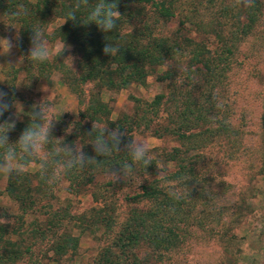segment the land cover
<instances>
[{
    "label": "trees",
    "instance_id": "16d2710c",
    "mask_svg": "<svg viewBox=\"0 0 264 264\" xmlns=\"http://www.w3.org/2000/svg\"><path fill=\"white\" fill-rule=\"evenodd\" d=\"M97 2L88 0L84 5L82 0H0V15L19 26L16 47L24 59L22 71L27 81L33 86L49 82L58 72L60 82L78 98L84 96V86L93 85L79 120L72 123L71 133L64 134L69 125L60 130L55 138L51 137L49 150L57 142L75 146L99 163L70 170L55 182H49L38 165L35 172L8 178L5 192L16 203L18 214L12 216L0 208V264H61L66 259L74 260L83 237L97 244L96 255L83 264H162V256L174 250L189 233L187 227L194 219L189 221L187 213L208 190L199 182L195 169L206 131H193L216 114L206 107L205 100L197 99L204 93L197 95L192 89H182L188 73L193 77L195 72L216 73L218 66L217 60L206 56L208 53L199 52L191 38L199 27L196 0H117L121 16L116 28L108 33L87 21ZM228 12L223 8L224 14ZM69 13L76 19H69ZM177 17L186 35L160 36L162 25ZM57 19L63 24L47 32ZM36 29L42 32L43 40L72 48L78 57L74 70L58 61L57 54L43 63L28 58ZM107 43L119 45L116 56L103 53ZM166 66V70L158 71ZM151 73L157 82L166 84L167 92L157 94L149 103L134 99L132 115L112 120L104 93L144 86ZM8 77L10 90L4 92L10 108L0 117V123L15 120V129L8 133L9 143H15L33 123L32 114L38 105L22 102V112H17V117L16 103L21 101L14 85L17 72L12 70ZM262 122L264 130V116ZM104 127L120 129L123 143L137 131H149L157 138L173 139L178 145L166 153L155 149L157 156L149 166L136 164L133 175L115 181L109 170L130 161V157L123 151L109 157L96 156L93 140ZM56 159L64 161L67 157L61 153ZM159 162L171 164L172 169H159ZM103 179L108 180L99 182ZM63 185L68 196L60 200L57 191ZM86 194H90L95 207L86 213H74L73 201ZM116 194L125 195V213L119 210Z\"/></svg>",
    "mask_w": 264,
    "mask_h": 264
},
{
    "label": "rangeland",
    "instance_id": "374dc122",
    "mask_svg": "<svg viewBox=\"0 0 264 264\" xmlns=\"http://www.w3.org/2000/svg\"><path fill=\"white\" fill-rule=\"evenodd\" d=\"M196 2L199 27L190 37L198 45L199 52L208 53L206 56L217 60L218 66L214 69L216 73L195 72L193 77L194 74L184 69L185 63L183 71L188 73L189 79L183 80L182 89H192L197 95L204 93V97L197 99L205 100L206 107L216 114L206 125L193 131H206L202 135L206 141L200 145L195 169L199 182L208 190L194 201L187 213L189 221L194 219L187 227L189 233L174 250L162 256L161 263L264 264V0H253L250 7L237 5L235 0ZM225 7L229 10L226 14L223 13ZM62 24V20H54L47 32ZM18 31V25H12L0 15V39H9L13 44L6 54L0 41V90H10L8 76L14 70L17 72L16 94L21 99L16 103V116L22 112V102L47 104L53 108L52 138L67 125L69 129L64 134H70L72 123L79 120V114L85 109L93 85L84 86V96L78 98L60 82L61 75L55 72L49 82L33 86L22 71L25 64L16 47ZM159 33L170 38L186 35L181 31L179 17L162 25ZM46 42L50 57H53L62 43ZM57 55L58 61L75 69L78 57L70 46ZM166 69L167 66L158 71ZM165 85L157 82L156 75L151 73L144 86L135 85L120 93H104L103 98L111 107V119L115 121L123 114L132 115L134 99L149 103L157 94L167 92ZM162 118L166 121L167 116ZM132 139L146 143L152 158L157 156L155 149L166 153L178 145L173 139H160L149 131H137ZM163 167L172 169L171 164L164 166L159 162L158 168ZM36 170L37 166L33 165L26 172ZM7 183L8 178L0 175V208L14 216L18 209L5 192ZM65 187L63 185L57 191L60 200L68 196ZM115 197L119 200V210L125 213L128 208L123 200L125 195L116 194ZM93 207L90 194H86L73 201L72 210L81 214ZM96 252L97 244L91 238L83 237L74 260L66 259L61 264H83Z\"/></svg>",
    "mask_w": 264,
    "mask_h": 264
},
{
    "label": "clouds",
    "instance_id": "9594fccd",
    "mask_svg": "<svg viewBox=\"0 0 264 264\" xmlns=\"http://www.w3.org/2000/svg\"><path fill=\"white\" fill-rule=\"evenodd\" d=\"M84 5L88 4V0H82ZM240 6L250 7L253 0H235ZM77 7H80L77 4ZM121 14L117 8V0L107 2V0H98L96 5L87 15L88 23H94L104 32H111L117 26ZM69 19L75 20L76 17L69 13ZM6 49V54L13 47L9 39H0ZM64 43L57 46V54L65 48ZM120 51L117 43L105 44L103 53L105 55L116 56ZM28 58L33 62L43 63L50 59V47L47 42L42 39V32L36 29L31 36V47L29 49ZM7 93L0 90V117L9 111L10 104L6 101ZM53 108L47 104L38 105V110L32 114L33 123L26 127L20 134L15 143H9L8 133L16 127L15 120L9 119L4 123H0V175L7 178L14 175H20L26 172L31 166L38 165L41 174L45 176L49 182H55L73 169H84L93 163L99 164L95 157L88 156L83 150L77 149L75 146L63 145L59 142L52 147V116ZM95 127V126H94ZM92 135V133H89ZM124 133L120 129L101 128L99 133L93 140V149L96 156L109 157L113 153L125 152L130 161H125L120 167L109 170V175L115 181L134 174V165L142 164L147 167L151 164L152 157L146 143L130 139L129 142L123 143ZM123 145V147H122ZM63 154L67 157L61 161L56 157ZM174 198H177L174 196Z\"/></svg>",
    "mask_w": 264,
    "mask_h": 264
}]
</instances>
